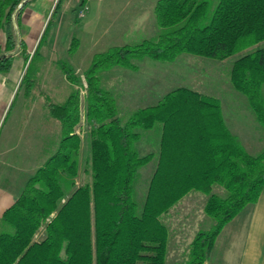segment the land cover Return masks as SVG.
<instances>
[{
	"label": "trees",
	"instance_id": "trees-1",
	"mask_svg": "<svg viewBox=\"0 0 264 264\" xmlns=\"http://www.w3.org/2000/svg\"><path fill=\"white\" fill-rule=\"evenodd\" d=\"M31 1L0 0V75L11 70L18 45L26 65L18 90L33 85L34 61L61 3L30 55L24 40L17 43L14 23ZM153 13L158 35L109 48L100 54L112 62L108 68H130L145 57L174 61L183 53L221 61L252 48L233 61L229 81L248 98L264 131V0H157ZM99 63L83 79L62 67L69 81L85 88L91 181L76 184L82 116L74 90L63 103L48 104L60 138L0 217V264H165L169 230L161 218L191 191L207 196L211 223L194 234L183 264L204 263L225 224L258 200L264 149L249 153L229 129L219 100L187 87L122 119L111 92L99 86ZM143 140L157 150L142 154Z\"/></svg>",
	"mask_w": 264,
	"mask_h": 264
},
{
	"label": "rangeland",
	"instance_id": "rangeland-1",
	"mask_svg": "<svg viewBox=\"0 0 264 264\" xmlns=\"http://www.w3.org/2000/svg\"><path fill=\"white\" fill-rule=\"evenodd\" d=\"M156 1L84 0L80 4L81 0H61L34 61L33 85L24 84L19 90L26 65L17 45L11 70L5 79L0 76V123L4 122L0 131V186L9 187L14 182L20 185L18 195L21 193L27 180L25 177L41 165L60 138V125L50 116L48 104L63 103L74 90L79 92L82 116L81 129H77L82 135V147L76 184L91 181L90 125L84 119L85 88L69 81L62 67L73 69L83 79L85 70L99 60L96 73L99 86L111 92L122 119L137 108L156 104L177 87H187L219 100L229 129L249 153L256 155L264 149V131L249 107L248 98L235 90L229 81L233 61L252 48L221 61L183 53L174 61L145 57L133 59L130 68L117 65L108 68L112 62L100 54L109 48L140 44L158 35L156 25L140 28L129 23V19L127 22L122 20L137 10L149 13ZM82 9H86L85 13L79 17ZM48 19L40 26L33 20L31 26L27 21V27L22 29L14 25L17 43L24 40L30 55L34 53ZM0 42H4L3 35ZM15 74H18L16 78ZM262 93L264 99V88ZM139 150L144 154L156 151L157 146L150 140H143ZM151 170V167L144 169L145 177ZM145 177L142 184L146 183ZM214 192L224 194L222 189ZM206 199L205 194L191 191L162 216L174 241L165 264H183L194 234L210 226L211 220L204 213Z\"/></svg>",
	"mask_w": 264,
	"mask_h": 264
},
{
	"label": "crops",
	"instance_id": "crops-1",
	"mask_svg": "<svg viewBox=\"0 0 264 264\" xmlns=\"http://www.w3.org/2000/svg\"><path fill=\"white\" fill-rule=\"evenodd\" d=\"M55 3V0H32L22 11L19 23L15 21L14 25L22 29L27 27V24L31 26V20L37 22L39 26L42 25L43 20H47L52 13ZM153 9L154 5L151 7L152 12ZM151 10L149 13L148 11L146 13L144 10L141 12L137 10L122 20L127 22L129 19V23H135L134 25H138L137 27L140 28H147L148 26H145L147 24L155 26V17L154 13L151 14ZM123 28L125 27L123 26ZM17 75L15 74L14 78ZM0 76L2 79L6 78V76ZM3 123H0V131ZM19 191L20 185L18 186L14 182L9 187L0 186V217L19 196ZM171 237L169 232L167 260L169 248L173 241ZM202 264H264V187L256 203L244 207L232 220L225 224L216 238L210 258Z\"/></svg>",
	"mask_w": 264,
	"mask_h": 264
},
{
	"label": "built area",
	"instance_id": "built-area-1",
	"mask_svg": "<svg viewBox=\"0 0 264 264\" xmlns=\"http://www.w3.org/2000/svg\"><path fill=\"white\" fill-rule=\"evenodd\" d=\"M85 10H86V9H82V10H80V12H79V14H78L79 17H83V15H84V13H85Z\"/></svg>",
	"mask_w": 264,
	"mask_h": 264
}]
</instances>
